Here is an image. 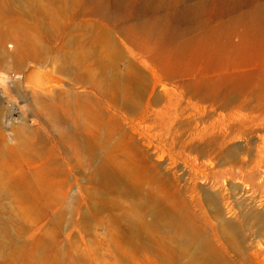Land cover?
<instances>
[{
  "label": "rangeland",
  "instance_id": "1",
  "mask_svg": "<svg viewBox=\"0 0 264 264\" xmlns=\"http://www.w3.org/2000/svg\"><path fill=\"white\" fill-rule=\"evenodd\" d=\"M30 1L19 0V32L10 27L3 48L12 52L19 38L24 47L44 43L52 52L22 58L19 67L8 56L0 67V264H264V237L253 219L230 235L213 234L222 214L220 220L240 226L236 204H221L219 216L204 199L189 209L196 213L200 253L182 248L177 224H168L167 216L177 218L182 208L175 180L187 168L182 140L195 144L185 153L209 170V178L196 179L201 189L213 191L215 172L230 168L243 186L244 210L264 212V183L257 184L264 166L248 160L258 140L234 138L244 163L218 164L195 134L235 113L254 116L264 132V0H165L157 10L132 0L117 11L115 27L50 8L41 17L27 12ZM149 19H158L151 34L144 32ZM165 65L171 77L162 72ZM205 82L212 87L209 99L188 91ZM53 112L67 122L53 121ZM87 143L98 148L95 160ZM100 162L136 194L108 191L96 175ZM137 192L161 204H131ZM162 208L166 216L157 215Z\"/></svg>",
  "mask_w": 264,
  "mask_h": 264
},
{
  "label": "bare ground",
  "instance_id": "2",
  "mask_svg": "<svg viewBox=\"0 0 264 264\" xmlns=\"http://www.w3.org/2000/svg\"><path fill=\"white\" fill-rule=\"evenodd\" d=\"M39 1V0H38ZM171 0H167L166 3H169ZM21 2V1H20ZM132 2V0H48L47 5L44 4H38L33 2L32 0L30 3H28V13L29 11H38L43 17V10L50 8L55 12L62 13V14H68V15H74L79 14L83 15L87 18V20H91L93 24L102 25L107 24L110 26L115 27L117 25L118 20L115 19L117 11L120 9H124L129 6V4ZM165 2V0H144L143 5L146 6L145 8L150 10H157L160 7L158 5H161ZM180 4V3H179ZM192 10V9H191ZM247 13V12H246ZM257 15V14H256ZM59 16V15H58ZM180 16V15H179ZM183 17V16H182ZM21 18V17H20ZM120 18V17H119ZM38 19V18H37ZM42 22H44L43 18H40ZM58 19V18H57ZM19 0H0V67L3 66L5 63L4 60L6 57H12L15 59V66L19 67V62L22 60V58L29 57L30 55L35 56H41L45 53H51L52 48L48 44L39 43L38 45H33L30 48L24 47L23 43H19V38L17 39V42L13 48V51L10 52L8 49L3 48L4 39L7 38L10 35L9 28H14L17 32H19ZM40 20V23H41ZM73 20V19H72ZM75 20V19H74ZM72 22V21H71ZM243 22V21H242ZM70 23V22H69ZM78 23V22H77ZM38 24V23H37ZM52 24V23H51ZM49 24V25H51ZM54 24V23H53ZM80 24V23H79ZM94 24V25H95ZM190 24V23H189ZM158 25V19H149L144 24V32L147 34H151L153 30ZM57 26V25H56ZM81 26V25H80ZM164 26V25H163ZM37 27V26H36ZM124 28H129L131 26L125 25ZM166 27V26H165ZM29 28V27H28ZM82 28V27H81ZM25 29V28H24ZM27 29V28H26ZM43 29V28H42ZM54 29V28H53ZM50 30V29H49ZM59 30V29H58ZM163 30V29H162ZM57 31V29H56ZM84 31V30H82ZM28 32V31H27ZM49 32V31H48ZM92 32V31H89ZM95 32V31H94ZM218 32V31H217ZM27 34V33H26ZM72 34V33H71ZM28 35V34H27ZM42 37L48 38V34L46 31H44L42 34ZM53 35V34H52ZM143 36V35H142ZM33 37V36H32ZM145 37V36H144ZM27 38V37H26ZM67 38V37H66ZM83 37H81L82 39ZM104 38V37H103ZM166 38V37H165ZM78 39V38H77ZM28 40V39H27ZM37 40V38H36ZM152 40V39H151ZM171 40V39H170ZM40 41V40H39ZM105 41V40H104ZM122 41V40H121ZM172 41V40H171ZM37 42V41H36ZM64 42V41H63ZM91 42V41H90ZM95 42V41H94ZM144 42V41H143ZM26 43V42H25ZM123 43V42H121ZM154 43V42H153ZM181 43V42H180ZM92 44V43H91ZM193 44V43H192ZM191 44V45H192ZM76 45V44H75ZM74 45V46H75ZM80 45V44H79ZM98 45V44H97ZM111 45V44H110ZM140 45V44H139ZM184 45V44H183ZM81 46V45H80ZM89 46V45H88ZM76 47V46H75ZM144 47V46H143ZM72 48V47H71ZM79 48V47H78ZM74 49V48H73ZM77 49V48H76ZM91 49V48H90ZM78 50V49H77ZM80 50V48H79ZM81 51V50H80ZM90 51V50H88ZM87 51V52H88ZM163 51V50H162ZM167 51V48H166ZM165 51V53H166ZM178 51V50H177ZM77 52V51H76ZM92 52V51H91ZM90 52V53H91ZM96 52V50H95ZM169 52V51H168ZM89 53V54H90ZM161 53V52H160ZM178 53V52H177ZM162 54V53H161ZM170 54V53H169ZM163 55V54H162ZM102 56V55H101ZM104 56V55H103ZM152 56V55H151ZM170 56V55H169ZM183 56V55H182ZM78 57V56H77ZM164 57V56H163ZM157 57H155L156 59ZM160 59V58H159ZM173 59V57H172ZM171 59V60H172ZM152 60V59H151ZM164 60V59H163ZM162 61V60H161ZM94 62V61H93ZM160 62V61H159ZM164 62V61H162ZM173 62V61H172ZM87 63V62H86ZM156 63V62H155ZM169 63V62H168ZM35 64V63H34ZM89 64V63H88ZM87 65V64H86ZM161 65V63H160ZM163 66V65H162ZM170 66H172L170 64ZM56 67V66H55ZM67 67V66H66ZM74 67V66H73ZM77 67V66H76ZM71 68V67H70ZM81 68V67H80ZM111 72L113 70V66L110 67ZM133 68V67H132ZM64 69V68H63ZM160 69V68H159ZM81 70V69H80ZM84 70V69H83ZM165 75L167 77L172 76V71L170 67L164 66ZM70 72V71H69ZM146 72V71H145ZM161 72V70H160ZM58 73V72H57ZM89 73V72H88ZM142 73V72H141ZM153 73V71L151 72ZM155 73V72H154ZM84 74V73H83ZM114 74V72H113ZM157 74V73H155ZM122 75V74H121ZM153 75V74H152ZM39 77V76H38ZM102 77V76H101ZM139 77V76H138ZM152 77V76H151ZM157 77V76H156ZM240 77V76H238ZM244 77V76H243ZM89 78V77H88ZM221 78V77H220ZM227 78V76L225 77ZM77 79V78H76ZM161 79V78H160ZM159 79V80H160ZM202 79V78H201ZM229 79V78H228ZM237 79V78H236ZM102 80V79H101ZM108 80V79H107ZM157 80V79H156ZM115 81V80H114ZM129 81V80H128ZM133 81V80H132ZM150 81V80H149ZM221 81V80H220ZM134 82V81H133ZM137 82V81H136ZM157 82V81H156ZM161 82V81H159ZM223 82V81H222ZM98 83V82H97ZM241 83V82H240ZM243 84V83H241ZM103 85V84H102ZM152 85V84H151ZM231 85V84H230ZM114 86V85H113ZM112 86V87H113ZM221 86V85H220ZM236 86V85H235ZM234 86V88H235ZM246 86V85H245ZM152 87V86H151ZM163 87V86H162ZM215 87V86H214ZM241 87V86H240ZM25 88V87H24ZM247 88V87H246ZM151 89V88H150ZM48 90V89H47ZM116 90V88H115ZM149 90V89H148ZM180 90V89H179ZM229 90V87H228ZM32 91H35L34 89ZM52 91V89L50 90ZM54 91V90H53ZM183 91V90H182ZM186 91V90H185ZM188 91H191L193 96H201L202 98L209 99L212 91L211 83L205 82V85L198 86V84H190L188 85ZM40 92V91H36ZM145 92V91H144ZM162 92V91H160ZM159 92V93H160ZM44 93H47L45 91ZM106 93V92H105ZM148 93V92H147ZM151 93V92H150ZM158 93V91H157ZM214 93V92H213ZM239 93V92H238ZM64 94V93H63ZM66 94V92H65ZM79 94V93H78ZM104 94V93H103ZM248 94V93H247ZM47 95V94H45ZM51 95V94H50ZM53 95V93H52ZM145 95V94H144ZM150 95V94H149ZM191 95V96H192ZM49 96V94H48ZM74 96V95H73ZM234 95H231L229 97V102L231 103L234 100H231ZM67 97V96H66ZM70 97V95H69ZM153 97V96H152ZM157 97V96H156ZM159 98V97H158ZM75 99V98H74ZM155 99V98H154ZM153 99V100H154ZM247 99V98H246ZM147 100V99H146ZM151 101V100H150ZM161 101V99H160ZM46 102V101H45ZM155 102V101H153ZM47 103V102H46ZM90 103V102H88ZM73 104V101H72ZM150 105V104H149ZM195 105V104H194ZM243 105V104H242ZM56 107V106H55ZM75 107V106H74ZM195 107V106H194ZM204 107V106H203ZM129 108V107H128ZM260 108V107H259ZM47 109V108H46ZM80 109V108H79ZM145 109V107H143ZM212 109V107H211ZM51 110V109H49ZM57 110V108H56ZM1 111V106H0ZM45 111V110H44ZM255 111V110H254ZM253 111V112H254ZM259 111V110H258ZM51 112V111H50ZM82 112V111H81ZM213 112V111H212ZM130 113V112H129ZM128 113V114H129ZM204 113V112H203ZM77 114V113H76ZM131 114V113H130ZM133 114V113H132ZM131 114V115H132ZM231 114V113H230ZM48 115V114H47ZM206 115V114H205ZM235 116H230L229 119L231 121L221 122L217 126H206L201 129L200 132L197 134L198 136H201V138H205V144L211 147L213 157L211 159L216 160L218 164L222 163H231V162H237L239 161L240 153L242 152V147L238 145L231 144L232 140L234 138H241L245 142V144L250 143L253 138H256L258 142H254L255 149L257 151L256 155L254 157H250L248 160L253 164L254 167H263L264 166V132H260L261 125H259L258 122L255 121L254 116H246V115H240L238 113L234 114ZM51 119L58 123L67 122V118L65 116L59 114L58 112H53V115L51 114ZM103 116V115H102ZM133 116V115H132ZM67 117V116H66ZM101 117V116H100ZM102 118V117H101ZM134 118V117H133ZM49 119V118H47ZM71 119V118H70ZM76 119V118H75ZM74 119V120H75ZM87 119V118H86ZM124 119V118H123ZM51 121V120H50ZM76 121V120H75ZM126 121V120H124ZM73 122V121H72ZM77 122V121H76ZM118 122V121H117ZM122 122V121H121ZM120 122V123H121ZM135 122V121H134ZM126 123V122H125ZM51 124V123H50ZM54 124V123H53ZM68 124V123H67ZM106 124V123H105ZM62 125V124H61ZM69 125V124H68ZM114 125V124H113ZM126 125V124H125ZM66 126V125H65ZM112 126V125H111ZM67 127V126H66ZM131 127V126H130ZM58 128V127H57ZM61 128V127H60ZM85 128V127H84ZM133 128V127H132ZM83 129V128H82ZM119 129V128H118ZM134 129V128H133ZM264 129V128H263ZM72 130V129H71ZM19 132V131H18ZM59 132V131H58ZM62 132V131H61ZM106 132V131H105ZM133 132V131H132ZM62 133H72V131L66 132L64 129ZM122 133V132H121ZM136 133V132H134ZM192 134V133H191ZM80 135V134H79ZM85 135V134H84ZM113 135V134H112ZM116 135V134H115ZM121 135V134H120ZM125 135V134H123ZM18 136V135H17ZM68 136V135H67ZM83 136V135H82ZM100 136V135H99ZM191 136V135H190ZM65 137V135H64ZM88 137V136H87ZM104 138V137H103ZM108 139V138H107ZM97 140V139H95ZM105 141V140H104ZM120 142V141H119ZM117 143V141H116ZM181 147H182V156H185L183 158V164L187 167L186 172L181 173L180 175H177L175 177V180L177 181V188L179 197L181 198V212L178 214L177 218L171 217L169 214L167 216L169 217L168 224L173 223L174 225L177 224V227L179 229V242L182 248L185 250H189L192 253H200L202 250V242L201 238L199 236V232L197 231V227L195 226V223H193V218L196 216V213L193 211L191 214H189V209H191L192 206L198 207L200 206V200L204 199L209 206L211 205L213 207V210L216 215H221V204H231L229 208L232 209V204L237 205L238 209V219L240 226L237 227L236 225V219L234 221L226 219V220H220L222 217L224 219L223 214L221 215V218H218V221H216L213 225V234L214 236L222 238L223 236H226V234H231V231L238 232L239 227H243L241 225H246L247 221L254 220L256 223V234L261 235L264 237V212L260 211H253L246 212L244 209L247 207L248 204L243 199L240 198L241 194H243V186L239 184L238 181L234 180V177L237 176V174L234 173V170L230 168H224L221 170L216 171V177L212 179L213 183L212 185H215L213 191L211 192L207 190L208 192H205L206 190L201 189V186H199L198 182L196 181L197 177L199 175H203L205 177L209 178V170L206 171V169L202 168L200 163L197 161V157H188V155L185 153V150L191 148L192 150H195L196 146L192 142H188L187 140L181 141ZM64 144V143H63ZM101 144V143H100ZM109 144V143H108ZM144 144V143H143ZM203 144V145H205ZM128 145V144H127ZM150 145V142H147V146ZM29 146V145H28ZM31 146V145H30ZM87 152L89 156L91 157V160H95L97 158V149L96 145L92 146L91 144L87 143ZM117 146V145H116ZM125 146V145H124ZM104 147V146H103ZM119 147V146H118ZM150 147V146H149ZM159 148V147H158ZM198 148V146H197ZM120 148H117V150ZM127 149V148H126ZM203 149V148H202ZM111 150V149H110ZM123 150V149H122ZM204 150V149H203ZM206 150V149H205ZM119 151V150H118ZM161 151V150H160ZM205 153V152H204ZM208 158V157H207ZM242 158V157H240ZM174 161V160H173ZM240 163H244L243 160L239 161ZM210 166V169L215 167V164L210 161L208 162ZM216 163V164H217ZM243 168L242 166H239V168ZM149 170V169H148ZM206 171V172H205ZM96 175L102 181L106 189L108 191H114L118 194L124 195L125 197H133L136 192L135 188H133L123 177H120L117 172L114 171V169L110 166H107L104 162H100L98 166L96 167ZM147 176V175H146ZM157 177V176H156ZM221 177H224V180L221 181ZM152 179V178H150ZM242 181V180H240ZM262 181L264 183V180H261L257 182L258 186H262ZM241 183V182H240ZM4 185V184H3ZM2 185V189H3ZM7 187V186H6ZM5 188V187H4ZM203 188V187H202ZM205 189V188H204ZM138 193V192H137ZM142 192H139L137 194V201H132L131 204H146L148 201V204H161L156 198H148L147 195H145L146 199L144 198V195L141 194ZM114 194V193H113ZM243 197V196H242ZM146 201V202H145ZM188 201V203H187ZM234 206V205H233ZM227 207V206H226ZM164 208V207H163ZM158 210L157 215H165L168 210L164 209ZM211 208V207H210ZM234 208V207H233ZM212 209V208H211ZM230 209V210H231ZM229 211V210H227ZM192 216V219H191ZM167 217V218H168ZM214 219V217H212ZM204 219H206L204 217ZM231 219V218H230ZM238 223V222H237ZM238 223V224H239ZM206 227V226H205ZM208 228V227H206ZM212 229V227H211ZM212 231V230H211ZM210 231V232H211ZM228 232V233H227ZM242 232V231H241ZM240 233V232H239ZM229 234V235H230ZM236 234V233H235ZM224 240V239H223ZM227 240V238H226ZM225 241V240H224ZM222 242V241H221ZM227 243V242H226ZM211 245V244H210ZM224 245V244H223ZM226 247V246H225ZM227 249V248H226ZM230 249V247H229ZM210 258V257H209ZM208 264H218L214 261H208ZM222 263V262H221Z\"/></svg>",
  "mask_w": 264,
  "mask_h": 264
}]
</instances>
